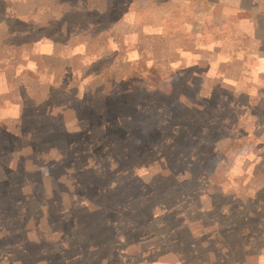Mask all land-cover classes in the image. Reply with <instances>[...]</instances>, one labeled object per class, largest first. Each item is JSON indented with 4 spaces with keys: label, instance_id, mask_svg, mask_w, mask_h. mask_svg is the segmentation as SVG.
<instances>
[{
    "label": "rangeland",
    "instance_id": "374dc122",
    "mask_svg": "<svg viewBox=\"0 0 264 264\" xmlns=\"http://www.w3.org/2000/svg\"><path fill=\"white\" fill-rule=\"evenodd\" d=\"M88 1L0 0V264H256L264 0Z\"/></svg>",
    "mask_w": 264,
    "mask_h": 264
},
{
    "label": "crops",
    "instance_id": "0c3cea01",
    "mask_svg": "<svg viewBox=\"0 0 264 264\" xmlns=\"http://www.w3.org/2000/svg\"><path fill=\"white\" fill-rule=\"evenodd\" d=\"M59 1H64L65 3H67V4H69L70 6H72V5H76V8L74 9V10H71V11H66L65 13H63V14H60V13H58V12H53V13H51V15L48 17V18H50L51 17V19H48V18H46L45 17V22L47 23V25H49L50 23H51V20L52 19H61L62 18V16H64L65 17V19H62V22H61V31H62V33H65V37H64V40H62V42H64L65 41V43H68V44H70V42H72L73 41V39H71L70 38V36L72 37V36H75V35H77V33L79 32H77V30H76V32H71V31H63L66 27H65V21H66V18L67 17H70L71 15H69V14H74V13H76V12H81V11H83V10H86L85 8L87 7V8H91V5H90V3H88V4H86V6H79V7H77L78 6V2H77V0H73V1H68V0H59ZM88 1V0H87ZM89 2V1H88ZM85 7V8H84ZM55 14H57V16H55ZM67 16V17H66ZM65 20V21H64ZM68 20V19H67ZM85 26V25H84ZM84 26H82V25H80V27H84ZM67 29V28H66ZM73 33V34H72ZM47 55V54H46ZM164 189V188H163ZM162 189V190H163ZM165 190V189H164ZM261 231V230H260ZM263 249V250H262ZM154 250H156V249H153L152 250V252H149V254L148 255H150V254H152V255H154ZM257 250L258 251H256L255 253H254V257H255V260H256V264H264V245H262V246H259L258 248H257ZM198 252L200 253V254H203L204 256L206 255V252H202V251H200V250H198ZM196 254H197V252H195ZM220 254H222V253H220ZM147 255V256H148ZM156 255V254H155ZM154 255V256H155ZM249 256H250V254H249ZM248 256V257H249ZM219 258H217L216 257V261H217V259H220V262H223V261H225L226 260V257H228V255L226 256V255H219L218 256ZM221 257H224V259H221ZM247 257V258H248ZM205 263H207V262H205ZM227 262L225 261V263H222V264H226ZM150 264H153V263H150ZM155 264H163V263H156L155 262ZM176 264H181L180 262H177ZM208 264V263H207ZM215 264H221V263H219L218 261H217V263H215Z\"/></svg>",
    "mask_w": 264,
    "mask_h": 264
},
{
    "label": "trees",
    "instance_id": "16d2710c",
    "mask_svg": "<svg viewBox=\"0 0 264 264\" xmlns=\"http://www.w3.org/2000/svg\"><path fill=\"white\" fill-rule=\"evenodd\" d=\"M28 1V0H27ZM31 2H29V4H26V8H30V6L31 5H33V4H35V5H37V1L38 0H30ZM44 2H46L45 4L48 6H46V8L44 9L45 11V17L46 18H48L50 15H51V13H53V12H58V13H60V14H63V13H65L66 11H71V10H74L75 8H76V5H72V6H70L69 4H67V3H65L64 1H59V0H44ZM77 2H78V6L77 7H79V6H86V4H88L89 2L87 1V0H77ZM15 12H18V10H15ZM48 19H51V17L50 18H48ZM64 19V18H63ZM65 21V20H64ZM94 25V22H91V23H87L86 24V26H84L83 28H81L80 29V26H78V30L77 31H79L80 33V35H79V37L80 38H83L84 36H87L88 35V32L86 31L88 28H90V27H92ZM73 34V33H72ZM70 38L72 39L73 37H71L70 36ZM156 175V174H155ZM162 176V177H161ZM160 177L161 178H163V175H161ZM167 176H169V175H167ZM156 176H154L153 178H155ZM166 177V176H165ZM150 187H151V194H152V196L155 198V197H157V195H158V193H159V191L161 190V189H167L168 190V186H166V185H162V184H157V183H154V184H152V185H150ZM99 210H100V208H99ZM140 214H142V213H140ZM137 215L139 216V212L137 213ZM144 216V215H143Z\"/></svg>",
    "mask_w": 264,
    "mask_h": 264
}]
</instances>
